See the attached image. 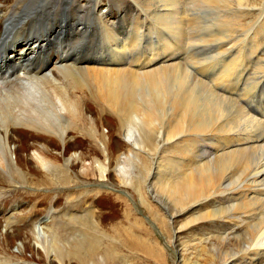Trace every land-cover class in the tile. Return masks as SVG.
Instances as JSON below:
<instances>
[{
    "label": "bare ground",
    "instance_id": "bare-ground-1",
    "mask_svg": "<svg viewBox=\"0 0 264 264\" xmlns=\"http://www.w3.org/2000/svg\"><path fill=\"white\" fill-rule=\"evenodd\" d=\"M233 1L0 0V30H3L0 34L3 37L12 36L21 44V37L38 40V35L44 31L38 33L31 30L47 22L44 18L58 16L65 10V14L70 11L76 17L88 18L97 15L101 9L110 12L134 9L152 19L157 26L158 31L154 32L158 45L167 29L182 40L190 36L189 43L200 47L199 50L208 46L210 50H217L216 53L204 50L195 54L184 65L172 64V61L167 60L162 67L142 73L128 69L102 70L74 65L66 69L56 67L45 73L44 80L62 97L67 111L42 106L38 120L30 121L27 130H18L14 124H0V169L9 171L18 180L25 175V171L18 166V160L14 162L10 156V139L17 132L31 134L35 139H38V135H44L41 131L53 134L60 147H76L84 139L91 149L101 153L100 143L108 151L120 148L115 156L109 159L105 156V162H99L94 167L101 178L106 177L107 164H113L111 166L116 171L119 163L129 159L126 156L118 157L121 149L134 152L137 149L159 148L162 140L165 145L171 144L178 150V158L182 160L174 161V166L157 163L156 169L162 170H158L156 176L166 180L157 181L162 183L159 191L153 185L148 187L155 199L162 195L174 208L181 209L180 215H172L170 210L165 212V227L168 224L177 238L178 232L186 225L178 227L175 220L194 212L191 220H212L214 232L207 242L204 238L195 237L185 244L186 247L197 246L205 250V245L213 241L216 243L215 250L220 253V264H264V93H259L262 90L257 87L259 81L242 79L246 70L250 72L248 68H254L259 77H264V51L253 48L247 52L245 49L234 54L228 52L247 41H263L264 12L257 6L248 5V0ZM99 17H103V14H99ZM247 17L256 18L253 22L244 23ZM103 18L108 21L111 15ZM256 20L260 21L261 30ZM14 23L21 26L8 30ZM186 28L191 31L189 35ZM203 29L205 34L202 33ZM249 29V33L242 38V34ZM34 35L37 36L33 38ZM52 42L58 45L57 41ZM43 45L41 43V47ZM37 53L34 45L20 49L14 45L8 52V58L14 57V66L20 69L12 77L0 78V82L8 86L21 71H25L21 65L27 62L37 65ZM53 54L57 66L62 61L57 58L59 54L50 51L46 59L52 61ZM3 61H0V65L4 64ZM209 65L216 72L208 73L205 68ZM64 66L66 64L61 62V67ZM45 67L42 68V74ZM238 71L240 76L233 78ZM101 122L107 123L108 129L111 128L108 124L113 122L114 129H109L106 135L99 127ZM72 131H76L75 136H70ZM76 135H81L80 143H70V139ZM114 136L117 141L112 139ZM194 150L196 158L190 164L188 155ZM40 151L46 157L44 166L47 169L55 168L56 165H69L71 162L79 164L86 157L83 155L79 159L70 160L62 154L61 164L56 159L52 163L48 159L47 146L42 145ZM170 158L158 157V160ZM120 171L118 175L129 180L130 173L125 168ZM131 187H135V191L142 197L141 189L144 187L141 183L131 184ZM153 217L158 224L161 223L157 215ZM51 218L44 221L48 232L45 242L50 246L59 245L61 223L51 225ZM12 221L13 218L7 216L5 227L11 225ZM50 225L52 229L48 230ZM226 225L230 226L229 230L223 227ZM142 226L141 223L139 227L135 224L148 238L143 240L127 228L121 231L125 244L142 251L148 258L164 259L163 252L154 246L153 241L149 242L151 232ZM132 228L135 229L133 225ZM2 240L0 263L6 264L3 248L8 236ZM180 252L178 264H184V254Z\"/></svg>",
    "mask_w": 264,
    "mask_h": 264
},
{
    "label": "rangeland",
    "instance_id": "rangeland-1",
    "mask_svg": "<svg viewBox=\"0 0 264 264\" xmlns=\"http://www.w3.org/2000/svg\"><path fill=\"white\" fill-rule=\"evenodd\" d=\"M248 1V5L257 6L262 13L264 12V0ZM254 18L256 17H247L243 21L244 23L253 22ZM256 23L261 30L260 21ZM250 29L242 34V38L249 33ZM202 33L205 34L204 29ZM154 43L158 45L156 36L150 41V44L154 45ZM19 46L21 44L18 48ZM201 49L203 50H199V53L210 47H201ZM112 125L113 122L108 124L114 129ZM99 127L106 135L111 129H108L107 123L103 122L99 123ZM16 128L19 129V126L17 125ZM41 133L44 135H38V139H35L31 137V134L17 132L10 139V156L14 162L18 160V166L25 171L23 179L18 180L9 171L0 169V243L5 236H8L3 248L7 259L6 264H178L180 250H183L180 254H184V264L221 263L220 253L215 250L216 243L213 241L205 245V250L197 246H185L195 237L196 239L204 238L205 242L211 239V233L214 232L212 220L193 222L191 216L194 212L189 216H182L175 222L178 227L186 226L178 232L176 238L175 231L168 224L167 227L164 225V220L167 222L165 212L170 210L169 213L172 215L174 213L180 215L181 209L174 208L162 195L159 199H155L150 194L148 187L153 185L154 189L159 191V187H162L161 182L166 180L164 177L156 176L158 170H162L156 169L157 163L161 165L168 163L174 166L175 162H182L178 158V150L171 144L165 145L161 140L159 148L137 149L134 152L121 149L122 152L118 157L126 156L129 159L125 162L120 161L116 171L111 166L113 164H107L105 179L101 178V174L94 167H97L99 162H105V156L107 159L115 156L120 148L108 151L100 143L103 151L101 155L102 153L98 150L91 149L84 139L81 141L79 139L81 135H76L72 139L69 137L72 144L82 142L70 148L60 147L53 134L49 135L42 131ZM69 134L75 136L76 131ZM114 137L112 139L117 141V137ZM42 145H46L49 149L48 159L52 163L54 159L60 163L62 154L70 160L79 159L83 155L86 157L79 164L71 162L69 165H56L55 168L47 169L44 166L46 157L40 151ZM191 153L188 155L190 164L196 158V151ZM158 157L173 159L163 161L158 160ZM124 168L130 173L129 180L118 175V171ZM121 173L120 171L119 174ZM158 180L161 182H157ZM135 183L143 185L142 197L135 191V187H131V184ZM152 211L154 213H151ZM14 213L17 215L16 221L13 220V224L5 227V218L11 217ZM153 215H157L161 223L158 224ZM46 218L52 219L51 225L61 223L58 234L60 235L59 245L62 246L57 244L50 246L45 242V237L48 235L44 223ZM140 223L144 229L151 232L152 237L149 242L153 241L154 246L163 252L164 259L148 258L142 251L125 244L121 231L127 228L143 240L148 238L142 229L138 230L135 227V224L139 227ZM51 225L48 230L52 229ZM132 225L137 230L133 229ZM223 227L227 230L230 228L229 225ZM79 240L85 241L83 243L81 241L80 244Z\"/></svg>",
    "mask_w": 264,
    "mask_h": 264
},
{
    "label": "clouds",
    "instance_id": "clouds-1",
    "mask_svg": "<svg viewBox=\"0 0 264 264\" xmlns=\"http://www.w3.org/2000/svg\"><path fill=\"white\" fill-rule=\"evenodd\" d=\"M43 76L21 71L8 86L0 82V124H14L19 126L18 130H27L30 121L38 120L42 106L67 111L62 97Z\"/></svg>",
    "mask_w": 264,
    "mask_h": 264
}]
</instances>
